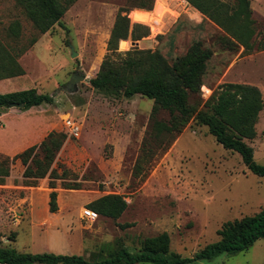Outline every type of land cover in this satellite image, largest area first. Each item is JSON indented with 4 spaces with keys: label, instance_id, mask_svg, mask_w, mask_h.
I'll list each match as a JSON object with an SVG mask.
<instances>
[{
    "label": "rangeland",
    "instance_id": "rangeland-1",
    "mask_svg": "<svg viewBox=\"0 0 264 264\" xmlns=\"http://www.w3.org/2000/svg\"><path fill=\"white\" fill-rule=\"evenodd\" d=\"M148 1L151 9L136 6ZM219 1L229 7L236 2ZM249 5L253 47L245 49L241 44L224 42L225 30L187 0H74L60 22L18 57L24 73L0 78V93L34 87L51 94L53 105L43 103L32 109L52 106L59 120L50 122L49 127L63 136L51 164L55 172L51 176L49 170L41 178L24 177L26 166L16 154L17 148L8 142L0 145V155L8 159L13 173L10 178L16 184L21 180L23 185L0 184L2 244L18 251L91 258L121 246L136 252L140 239L167 232L171 251L192 256L218 240V229L224 222L263 209L264 177L252 173L239 153L223 147L205 125L190 120L170 146L156 151L148 163L143 161L140 174L135 175L152 119L166 120L169 112L160 110L153 116L152 99L139 94L131 98L107 95L86 81L78 82L74 92L60 89L74 71L90 78L96 74L107 53L116 14L124 7L128 11L122 14H127L130 23L147 25L150 34L133 44L128 37L124 48L119 41V51L156 50L173 62L195 41L211 50L203 84L189 95L190 104L199 103L201 108L215 88L229 82L255 85L264 101V0H249ZM16 20L20 23L18 39L6 35ZM34 34L32 23L15 1L0 0L2 42L19 47ZM24 113L20 107L0 108V133L6 127L2 116ZM66 115L80 125L79 137L66 132L61 119ZM20 130L28 132L23 127ZM244 140L252 146L254 159L264 164V107L255 123V136ZM36 142L39 139L30 138L23 146ZM49 181L55 183L58 193L54 212L48 205ZM66 183L78 188L63 187ZM108 193L121 194L127 202L119 217L99 214L94 221L81 218L83 207ZM197 264H264V238L243 251Z\"/></svg>",
    "mask_w": 264,
    "mask_h": 264
},
{
    "label": "trees",
    "instance_id": "trees-1",
    "mask_svg": "<svg viewBox=\"0 0 264 264\" xmlns=\"http://www.w3.org/2000/svg\"><path fill=\"white\" fill-rule=\"evenodd\" d=\"M23 14L32 23L35 34L27 44L17 47L7 46L0 36V78L24 73L17 60L39 36L59 23L74 0H14ZM190 5L221 26L226 36L223 41L241 44L251 49L254 34L249 0H236L229 7L219 0H187ZM136 6L152 8V2H141ZM127 8L120 7L107 40V53L99 69L90 78V85L107 95L131 98L139 94L153 100V116L160 110L169 112L168 119L153 118L151 126L142 141L141 156L135 167V175L141 172L140 165L155 156L156 151L166 150L190 120L205 125L223 147L236 151L242 162L255 175L264 177V164L254 159L252 146L244 138L255 136V123L264 107L261 91L251 84L223 83L215 88L203 102L202 107L188 102L189 95L200 90L203 74L212 52L195 41L188 50L173 62H169L160 52L150 49L130 48L118 50L127 45V38L137 41L150 34L147 25L130 23ZM19 21L12 22L6 35L18 39ZM3 38V37H2ZM5 39V38H3ZM13 102H23L20 107L25 113L21 116L4 115L5 129L0 133V145L9 143L17 148L21 162L26 166L24 177H44L50 170L56 152L61 147L63 136L49 127L50 122L59 120L55 109H32L43 103L53 105L54 98L49 93L38 92L29 87L22 90L0 93V108ZM20 127L28 132L22 134ZM30 133L31 135H28ZM22 137H21V136ZM28 136V137H27ZM30 138L39 142L24 147ZM23 147V148H21ZM51 168V169H50ZM10 174L7 158L0 155V184ZM49 211L57 210V191L55 183L49 181ZM63 187L78 188L74 183ZM87 207L98 214L112 218L119 217L127 207L121 194L108 193L90 201ZM219 238L206 244L192 256H182L169 248L167 232L140 239V248L133 252L125 246L116 248L107 255L85 258L80 254H62L51 251H18L3 245L0 239V264H197V261L211 260L220 254H235L251 246L256 240L264 238V208L252 215L228 220L218 229Z\"/></svg>",
    "mask_w": 264,
    "mask_h": 264
},
{
    "label": "built area",
    "instance_id": "built-area-1",
    "mask_svg": "<svg viewBox=\"0 0 264 264\" xmlns=\"http://www.w3.org/2000/svg\"><path fill=\"white\" fill-rule=\"evenodd\" d=\"M63 120L64 127L69 136L75 138L79 137L80 134V125L70 116H61ZM98 213L89 207H83L81 211V218L94 221L98 217Z\"/></svg>",
    "mask_w": 264,
    "mask_h": 264
},
{
    "label": "water",
    "instance_id": "water-1",
    "mask_svg": "<svg viewBox=\"0 0 264 264\" xmlns=\"http://www.w3.org/2000/svg\"><path fill=\"white\" fill-rule=\"evenodd\" d=\"M135 42H131L133 44ZM80 81H90V77L85 75L84 73H79L77 74V71H74L71 75V78L64 84L60 89H63L67 92H74L78 88V82ZM24 103L23 102H13L8 105V107H23Z\"/></svg>",
    "mask_w": 264,
    "mask_h": 264
},
{
    "label": "crops",
    "instance_id": "crops-1",
    "mask_svg": "<svg viewBox=\"0 0 264 264\" xmlns=\"http://www.w3.org/2000/svg\"><path fill=\"white\" fill-rule=\"evenodd\" d=\"M11 172V171H10ZM10 177H13V173H11L10 175H8L6 178H5V186L7 187H10V186H13V187H18V186H23L20 182H18L17 184L14 183L12 181L13 178H10ZM7 183V184H6ZM20 183V184H19ZM4 185V184H3ZM58 194V193H57Z\"/></svg>",
    "mask_w": 264,
    "mask_h": 264
}]
</instances>
